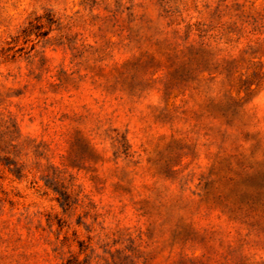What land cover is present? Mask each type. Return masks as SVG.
Listing matches in <instances>:
<instances>
[{
	"label": "rangeland",
	"instance_id": "1",
	"mask_svg": "<svg viewBox=\"0 0 264 264\" xmlns=\"http://www.w3.org/2000/svg\"><path fill=\"white\" fill-rule=\"evenodd\" d=\"M0 264H264V0H0Z\"/></svg>",
	"mask_w": 264,
	"mask_h": 264
}]
</instances>
